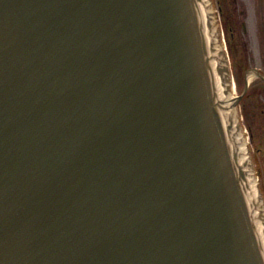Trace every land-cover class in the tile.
Here are the masks:
<instances>
[{"label":"water","instance_id":"obj_1","mask_svg":"<svg viewBox=\"0 0 264 264\" xmlns=\"http://www.w3.org/2000/svg\"><path fill=\"white\" fill-rule=\"evenodd\" d=\"M207 0H0V264H264V197Z\"/></svg>","mask_w":264,"mask_h":264},{"label":"flooded vegetation","instance_id":"obj_2","mask_svg":"<svg viewBox=\"0 0 264 264\" xmlns=\"http://www.w3.org/2000/svg\"><path fill=\"white\" fill-rule=\"evenodd\" d=\"M207 3L229 58L231 94L238 100L239 122L254 164L257 190L264 197V0ZM256 53H261V61L255 60Z\"/></svg>","mask_w":264,"mask_h":264},{"label":"rangeland","instance_id":"obj_3","mask_svg":"<svg viewBox=\"0 0 264 264\" xmlns=\"http://www.w3.org/2000/svg\"><path fill=\"white\" fill-rule=\"evenodd\" d=\"M244 54H245V53H244ZM260 54H261V53H256V54L254 55V58H255L256 61H261L262 58L260 57ZM250 57H251V55L249 54V59H250Z\"/></svg>","mask_w":264,"mask_h":264}]
</instances>
